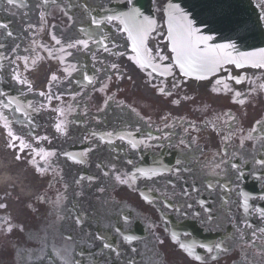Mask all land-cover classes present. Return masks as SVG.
<instances>
[{
    "label": "flooded vegetation",
    "instance_id": "flooded-vegetation-1",
    "mask_svg": "<svg viewBox=\"0 0 264 264\" xmlns=\"http://www.w3.org/2000/svg\"><path fill=\"white\" fill-rule=\"evenodd\" d=\"M164 1L152 0L156 27L146 46L157 58L156 63L172 65L162 13ZM258 1L264 15V0ZM19 2L22 7L0 0V24L8 25L7 29L0 28V44L3 45L0 48V92L5 93L0 100L6 101L9 95L15 94L28 103V111L23 116V124L15 123L8 109L0 107V112L35 149L56 153L46 165L56 185L44 195L54 202L59 217L68 211L83 216L84 223L79 228L74 219L59 220L61 228L67 225L71 231L72 251L83 249L85 253H96L102 247L101 242L95 241V246L89 248L84 240L103 233L113 245L119 246L122 255L119 260L107 254L95 258L98 264H127L128 261L202 264L189 257L180 243L211 245L224 241L228 251L213 252L211 255L217 256L215 260L199 247L195 248V255L205 257L203 264H264V257L256 256L264 249V235L258 231L264 227V222L254 211L245 215L242 207V194L251 197L264 190V168L253 161V155L256 159L264 158V151L257 152L259 145L255 141H242L256 121H264V88L261 87L264 69L236 68L228 64L205 80L182 76L175 67L165 76L149 75L150 68L142 69L132 59L135 53L131 41L118 21L104 22L99 27L92 23V17L102 20L105 15L128 9L122 0ZM82 29L94 34L91 39ZM8 32L12 36H8ZM56 40L61 43L57 44ZM76 40H88V49L79 46L60 51L68 42ZM100 40H104L110 52L94 42ZM49 50L55 55H50ZM159 56L168 59L160 61ZM113 64L116 68H112ZM14 75L27 83H20ZM53 75L55 80H52ZM85 75L94 77V82L89 84ZM238 77H244L240 84L235 82ZM173 83L179 87L173 88ZM225 85L229 90H225ZM160 87H165L172 95L160 94ZM237 92L243 95L237 97ZM242 98L245 103L236 102ZM232 118L234 123H226ZM58 123H62V133L56 130ZM166 124L170 127H165ZM230 131L233 134L225 143L223 137ZM148 132L157 139L147 140ZM107 133L113 134L111 144L107 143ZM121 135L125 137L123 141L118 139ZM166 136L169 139H165ZM181 138L184 144L180 143ZM129 140H145L148 146L133 149ZM82 153L85 155L81 156ZM69 155L76 159H69ZM230 157H234L232 163L241 165L242 178L237 180L239 174L230 165L226 176L208 174L213 170L219 172L220 168L215 165ZM178 158L183 161L178 167L191 170L182 171L179 179L171 174L152 179L137 174L131 187L115 181V174L130 175L137 168L176 166ZM78 180L80 183L76 182ZM208 182L216 187L208 189ZM223 184L230 187L227 195L221 190ZM156 188L168 193L174 191L175 195L165 201L158 193L149 191ZM142 193L149 197L155 195L156 199L149 203ZM198 200L206 201L212 220L206 219L208 214ZM165 203L174 207H165ZM188 204L192 207L188 208ZM249 204L250 208H264V200L250 199ZM175 207H180L181 211H175ZM244 221L252 228L246 227ZM233 223L239 231L233 228ZM253 231H257L255 237ZM173 232L179 237L176 241L171 238ZM131 233L137 239L128 244L122 234ZM64 234L61 233V238ZM38 250L37 257L41 254ZM46 251L52 255L50 247ZM38 264H53V259L39 260Z\"/></svg>",
    "mask_w": 264,
    "mask_h": 264
},
{
    "label": "snow or ice",
    "instance_id": "snow-or-ice-1",
    "mask_svg": "<svg viewBox=\"0 0 264 264\" xmlns=\"http://www.w3.org/2000/svg\"><path fill=\"white\" fill-rule=\"evenodd\" d=\"M47 2V0H45ZM7 3L9 5H13L15 7H22L23 4L19 2V0H7ZM123 6L128 8L127 11H115L114 14L111 15H105L103 19H97L96 17H92V23L99 27L102 23L108 22L111 23L113 21H118L120 25H122V31L127 34V38L129 41H131L132 51L135 53V56L132 57V59L135 61V63L140 68H150L151 71L149 72V75H153L158 73L160 76H165L172 72L173 67L179 68L180 72L185 77H192L195 75L196 79H204V76L206 73H215L218 70L222 69L225 65L228 64H234L236 68H242L245 65H250L253 68L258 69H264V48H259L256 51L252 52H241L237 49V45L231 41L226 43H214L213 41L216 39V37L212 34H205V29L209 28V22L207 20H199L198 17L193 14L190 10H186L184 7L181 6L179 3H169L167 7V40L170 44V51L173 53V64L167 65L162 63H156V57H153L151 50L146 46V41L149 39V36L151 32L155 30L156 27V21L148 16H145L141 11L140 8L136 7L134 5V0H122ZM105 12L110 11L109 9H104ZM7 24H0V28L7 29ZM81 31H84L85 34L91 37L94 35L93 33H87L86 30L82 29ZM210 31V30H209ZM8 36H12L11 32L7 33ZM55 39V37H53ZM104 39H109L108 37H105ZM96 43H99L104 46L105 52H110L111 49L104 44V40L100 41H94ZM57 44H60V40H56ZM79 46H82L83 49H88V40H76L75 42H68L65 47H62L60 49L61 52H66L67 49H73L77 48ZM3 45L0 44V48H2ZM18 47V46H17ZM113 47H118L116 44H113ZM49 54L54 56L55 54L49 50ZM116 55H122V53H114ZM67 55H72L71 52H67ZM6 58V57H5ZM63 59V57H61ZM158 59L160 61H166L168 59L167 56H159ZM112 68H116V65L113 64ZM69 75H71V72H69ZM14 79L18 80L20 83H27V81L20 80L19 76L14 75ZM55 75L52 76V80H55ZM84 79L88 81L89 84H92L94 82V77H89L88 75L84 76ZM244 77H238L235 78V82L237 84H240ZM217 83H221V81H217ZM173 88L179 87L176 83H173ZM262 88H264V85H261ZM225 90H229L228 86L225 85ZM159 93L162 95L170 96L172 95L171 91L166 90L165 87H160L158 89ZM4 92H0V96H4ZM243 94L237 92L236 96L241 97ZM51 98V97H49ZM240 104L245 103V99H239L236 101ZM13 103V100H8L7 103H4L2 100H0V107H3L5 109H8L9 106ZM174 103H179V101H174ZM17 106L15 107L14 111L19 113L22 111L21 107L19 106V102H16ZM31 107V105H29ZM27 115V113H25ZM225 115L231 116L230 113H225ZM0 118L4 120V128L8 130V136L11 137L12 141H19V147L20 151L23 152L25 148L31 147V143L26 142L20 135L16 134L13 131L12 124L9 121V118L3 113L0 112ZM23 124V121H21ZM31 123V121H29ZM190 127H193L191 122H188ZM226 123H234V118H232L231 121H226ZM56 130L58 132H63V126L62 123L56 124ZM165 127H170V125H165ZM149 128H151V124H149ZM159 130V129H158ZM185 132L188 131V128L184 129ZM255 133L256 135H253ZM233 134L232 131L229 132L228 136H224V142L227 143L230 139L231 135ZM31 135V132L28 134ZM109 139L107 140L108 144H111L113 141L111 140L112 133L106 134ZM43 139H47V137H44ZM101 140H104V136L100 137ZM118 139L123 141L125 137L123 135L119 136ZM147 140H153L157 139L156 137H153L151 132L147 133ZM165 139H169V137H165ZM243 140H252L257 142L259 147L256 149L257 152L264 151V121H256V123L253 125L249 133L242 138ZM194 142V141H193ZM128 143L131 145L133 149L137 148L140 145L146 144L145 140H129ZM181 144H184L185 141L183 138L180 140ZM15 143L10 145V147H15ZM241 148H243V142L241 143ZM36 156H39L41 161H47L51 157H55L56 153L51 151H45L43 148L39 149L35 153ZM68 155V154H66ZM85 155V153H82L81 156ZM235 156V154H234ZM234 157H230L227 160H221L220 163L216 164V168H220L219 172H216L213 170L211 173H208L212 176H221L227 175V169L230 165L231 169L234 170L235 173H238L237 180L243 177L244 173L241 170V165L237 163H232V159ZM17 159H20L19 156H17ZM69 159L75 160L76 158L69 155ZM253 161L256 165H259L260 167L264 168V158L262 159H256L255 155H253ZM77 163H83V160H77ZM247 161H245L246 163ZM128 163H132L131 161H128ZM183 163L182 159H176L175 165L173 167H168L166 165H161L159 168L150 167V168H137L135 172H132L130 175L128 173H119L115 174V181L121 185H128L129 187L132 186L133 183H135V180L137 179V174L141 177H146L148 179H152L154 177L163 176L166 174L175 175L177 179L180 178V173L182 171H191L188 168H181L178 167ZM223 165V167H221ZM37 169L39 171H44L45 168L43 164H37ZM51 165H49L50 167ZM99 167V165H98ZM105 175H109V173L105 172ZM255 179L259 180L261 177L254 176ZM84 178L81 177V180ZM89 181L92 180V177H87ZM130 181L132 183H130ZM77 183H80V181H76ZM170 183V182H169ZM167 185H165V188ZM216 187L215 184L212 182L207 183L208 189H213ZM221 190L225 192V195H227V192L230 191V187L228 184H223L220 186ZM175 186L173 185V189ZM101 192L104 191L103 188L100 189ZM150 192L158 193L160 197H162L165 201H169L173 198L175 195V192L172 193L166 192L162 188H156V189H149ZM185 195H187V191L184 192ZM143 199L149 203H152L156 196L153 195L152 197H149L147 194H143ZM244 196V200L242 203L243 211L245 215H250L254 211L258 218L264 222V208L254 207L250 208L249 200H264V190H262L258 195L256 196H249L248 194L244 193L242 194ZM197 203L199 206L204 209L205 213L208 215L206 216L207 220H212L213 216L211 215V209L205 207L206 201L204 200H198ZM58 206L60 204V201L57 202ZM6 205H0V207H5ZM165 207H174L172 204L165 203ZM188 208H191L192 205L188 204ZM175 211L179 212L181 211L180 207H175ZM59 219L61 221L66 220H73L75 226L79 228L84 223V218L81 214H76L72 211H68L67 214H62ZM127 219V218H125ZM245 226L248 228H252V225L248 223L247 221H244ZM233 228H237V225L233 223ZM11 225L9 226V231H11ZM119 232V229H117ZM237 231L239 229L237 228ZM259 233L264 235V227H261L258 229ZM87 236V234H85ZM253 237L257 235V231L252 232ZM123 241L131 244L133 241L137 239L136 236L133 235H123L122 234ZM172 240L176 241L179 239L177 234L175 232L172 233L171 236ZM242 238V236H241ZM67 239H72L71 236H68ZM95 241H100L102 244V247L99 251L96 253H92L91 251L85 253L83 249H81L79 252H75L73 249L72 252L69 251V249L65 248L63 250L56 249L54 245L51 246L52 255L49 256L46 249H48L49 245L47 242V238H43L41 243L42 246L38 250L41 254L37 257L39 260H49L51 261L53 258L60 261V264H97V260L95 258L105 256L106 254L108 256L114 255L117 260L120 259L122 252L119 249V246L113 245L111 243L110 239L107 235L103 233H97L91 240L85 239L84 244L85 246L92 248L95 246ZM163 243V241H160ZM254 244V241H253ZM253 245H249V247H252ZM199 247L205 251V253L209 254L210 259L215 260L217 259V256L211 255L213 252H216L217 254L222 252H227L228 248L224 246V241H220L214 244H205L200 243L197 245L195 242H192L191 244H185L180 243V248L183 249L189 256H193L195 260L201 261L202 264L205 260V257H202L201 255H195V248ZM132 251L135 252L136 249L132 248ZM73 252L75 254H73ZM256 256L258 257H264V249L259 250L256 253ZM127 264H134L133 261H128Z\"/></svg>",
    "mask_w": 264,
    "mask_h": 264
},
{
    "label": "water",
    "instance_id": "water-1",
    "mask_svg": "<svg viewBox=\"0 0 264 264\" xmlns=\"http://www.w3.org/2000/svg\"><path fill=\"white\" fill-rule=\"evenodd\" d=\"M182 3L183 0H174ZM199 20H207L214 43L233 42L241 52L263 48L264 32L259 11L252 0H192Z\"/></svg>",
    "mask_w": 264,
    "mask_h": 264
},
{
    "label": "rangeland",
    "instance_id": "rangeland-1",
    "mask_svg": "<svg viewBox=\"0 0 264 264\" xmlns=\"http://www.w3.org/2000/svg\"><path fill=\"white\" fill-rule=\"evenodd\" d=\"M0 153L3 151V146H1V142H3L4 139H11V137L8 136V133L4 131V128L0 124ZM12 140V139H11ZM15 143V147L11 148L10 153L7 154L6 163L9 162V160L13 163L14 160H17L19 163L17 165V168H21L22 176L25 177L28 187L30 188L29 194L37 193L38 189L42 188L44 186L45 181V174H41V171L37 169V163L40 161V159L33 153H30L26 149L21 152L19 150L17 141L11 143V145ZM8 151V150H6ZM19 156L20 159H17L16 157ZM14 188L12 189V186L6 184H0V204L5 201H10L15 205V210H10L8 207H2L0 211L4 213V215H8L10 218L6 219V221L2 224L0 230L1 233H3L5 226L11 225V231H7V233H10L11 235L6 234L7 237L9 236H17L18 240L23 238L22 234L20 233L21 230L25 232V234H28V237L32 236H38L37 231H35V228L38 229L40 223H42L41 216H38V213L41 211V206L38 202L34 200L32 197H22L14 195ZM12 196V197H10ZM30 196V195H28ZM21 198L20 199H18ZM20 200V201H19ZM32 208V209H31ZM7 209V210H6ZM16 211V213L14 212ZM42 212V211H41ZM14 217L17 219V223L13 220ZM7 222V223H6ZM6 223V224H5ZM17 240V241H18ZM23 243L26 244L24 241ZM32 245L30 242H28V246ZM0 246H3L1 244ZM18 252V249L9 250L5 247H0V259L7 260L5 264H15V258L14 254Z\"/></svg>",
    "mask_w": 264,
    "mask_h": 264
},
{
    "label": "bare ground",
    "instance_id": "bare-ground-1",
    "mask_svg": "<svg viewBox=\"0 0 264 264\" xmlns=\"http://www.w3.org/2000/svg\"><path fill=\"white\" fill-rule=\"evenodd\" d=\"M2 167H1V171H2V177L0 178V182L3 184V185H6V184H10L12 182H16L18 181V179H15L16 177L11 175V173L13 172V167L12 166H6L4 164H1ZM19 175V174H18ZM30 191V189H29ZM28 195V194H27ZM0 205H6V207H8L10 210H15V205L10 202V201H5L3 203H1ZM2 207H0L1 209ZM7 210V209H6ZM16 213V211H14ZM0 216L1 217H6V216H3V213L0 211ZM15 222H16V218L14 217L13 219Z\"/></svg>",
    "mask_w": 264,
    "mask_h": 264
}]
</instances>
